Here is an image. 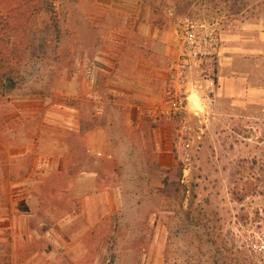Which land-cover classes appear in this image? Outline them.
<instances>
[{
  "label": "rangeland",
  "instance_id": "1",
  "mask_svg": "<svg viewBox=\"0 0 264 264\" xmlns=\"http://www.w3.org/2000/svg\"><path fill=\"white\" fill-rule=\"evenodd\" d=\"M119 1L0 0V65L15 68V87L0 95V264H196L197 256L213 258L217 241L230 247L233 235L237 244L264 247V192L243 202L231 193L236 179L260 188L264 177V33L248 25L264 23V0H126L158 8L174 23L180 43L171 49L172 62L192 54L183 35L194 31L199 60L187 74V109L150 123L152 133L146 127L144 135L117 144L116 160L105 151L93 155L98 164L81 157L88 170L100 165L101 175L46 167L82 168L63 151L65 135H53L54 121L71 119L88 129L102 123L101 97L82 92L79 58L90 49L83 13ZM32 7L27 24L14 18ZM210 32L215 49L205 44ZM226 34L237 36L219 54ZM225 75L243 77V84L232 80L227 88L219 78ZM27 95L42 96V106H20ZM34 165L47 170L29 174ZM99 183L101 192L93 190ZM113 185L122 190H108ZM117 194L124 204L115 207L118 220L110 213L101 219L99 210L110 211ZM31 199L32 205L22 202ZM80 199H88L91 215L63 225V210H81ZM241 208L249 213L247 225L239 221Z\"/></svg>",
  "mask_w": 264,
  "mask_h": 264
},
{
  "label": "crops",
  "instance_id": "2",
  "mask_svg": "<svg viewBox=\"0 0 264 264\" xmlns=\"http://www.w3.org/2000/svg\"><path fill=\"white\" fill-rule=\"evenodd\" d=\"M119 3L121 6H100L94 9H86L83 13L86 21L83 40L86 42L85 46L90 49L88 52L86 50V53L79 58V74L85 80L82 92L84 94L95 92L101 97L105 108L102 123H97L88 129L83 127L80 122L77 124L71 119L64 120L63 123L62 121L53 122L59 124L58 127L54 126L53 135L59 133L65 135L63 151L68 152L67 156L70 160L72 157L79 158L78 167L82 166L81 157L84 160L86 156L95 159L97 164L100 163V157L94 156L95 158H93V155L99 151L107 152L108 156H113V159L116 160L120 155V148L117 144L130 141L132 137L137 135H144V128L146 127L152 133L153 127L150 126V123L169 119L156 120L148 117L147 109L162 103L166 98L167 87L171 79L170 69L174 62L171 58V49L180 43L176 27L172 21H165L161 10L158 8L132 6L126 0L119 1ZM99 14H101L100 17ZM248 25L254 30H258L259 34L264 33V23L254 22ZM236 36L237 34H226L225 37L228 40L224 38L219 54L225 49V44L232 42L233 37ZM220 65H222L221 62ZM219 78H223L227 88H231L232 80L240 85L243 84L244 80L243 77L229 75ZM211 83L212 81H210V85H213ZM42 99V96L27 95L22 99L23 102L20 106L36 104L41 107L42 105L38 101ZM25 122L24 119V125L29 122L33 124L34 120ZM60 124H63V128H60ZM162 151L170 153L169 149ZM162 153L159 154L160 161H162ZM22 155L25 156L26 152L23 151ZM42 167L31 166L29 174L33 175L38 169L45 170L46 167L48 169L53 168L54 173L63 175L77 173L78 175L91 174L96 176L101 175L103 171L100 165L99 168L97 165L88 170L85 162L78 171L70 170V167L65 163L56 164L52 167ZM108 188H110L108 190L118 192L122 190L121 185H113ZM93 190L103 191L102 184L99 183L98 187H94ZM117 197V200L109 199L108 202L111 206L109 212L99 210L98 215L101 219L103 215L110 213L112 217L117 218L115 220H118L116 213L120 214V210L119 208L116 210L115 207H122L124 204L123 198L119 194ZM22 202L26 205L34 203L33 199ZM59 202L71 204V200L62 199ZM76 203L82 209L73 213L70 209L63 210V225H70L73 222L72 219L77 215L83 214L85 217L91 215L85 209L88 205V199H80ZM94 215H97L96 211ZM85 226H79V231ZM115 229L116 227H114L113 232L116 231Z\"/></svg>",
  "mask_w": 264,
  "mask_h": 264
},
{
  "label": "trees",
  "instance_id": "3",
  "mask_svg": "<svg viewBox=\"0 0 264 264\" xmlns=\"http://www.w3.org/2000/svg\"><path fill=\"white\" fill-rule=\"evenodd\" d=\"M32 13L33 7L30 10H22L19 14L14 15V18L21 17L23 18V23L27 24ZM21 24L22 23L19 22V25ZM32 28L30 30H32ZM17 30L19 32V27ZM23 31L25 32L26 28H24ZM34 32L35 30L33 29L31 33L34 34ZM31 43H33V40H29L28 45L30 46ZM10 86H12V88L15 87V68L14 66H8L7 69L3 70L0 65V95L7 94ZM240 179L242 180L236 179L234 182L232 181L233 187L231 189V193L234 200L243 202L250 195L264 192V177L262 179V184L259 186L260 188H257L259 185L258 183L253 185L251 180L248 178L243 180L244 177H241ZM241 210V214L238 215L239 221H241L242 224L247 225L250 219L249 213L245 211L244 208H241ZM196 238L199 245H202L203 239L201 234H198ZM217 244L219 248L216 249V252L211 260H206L202 257V255H200L199 257L197 256L194 258L196 264H264V247L256 248L253 242H244L241 245L237 244L235 236L233 235L230 247H228V243L226 246L225 242L223 246H221L222 244H219V241H217ZM190 261L192 262V260ZM191 262H188L187 264H191Z\"/></svg>",
  "mask_w": 264,
  "mask_h": 264
},
{
  "label": "built area",
  "instance_id": "4",
  "mask_svg": "<svg viewBox=\"0 0 264 264\" xmlns=\"http://www.w3.org/2000/svg\"><path fill=\"white\" fill-rule=\"evenodd\" d=\"M193 27V26H192ZM184 42L191 48L192 54L178 57L174 62V72L170 79L166 98L160 104H156L147 109V112L152 115L154 119L171 118L181 112L186 111L189 102V89L187 88L188 72L197 65L199 57L197 53V39L194 31L187 28L184 32ZM217 37L213 32L205 38V44L210 42L211 48H216ZM200 64V61H199ZM198 64V65H199ZM213 84V82L211 83ZM97 111L101 112V106L97 107Z\"/></svg>",
  "mask_w": 264,
  "mask_h": 264
}]
</instances>
